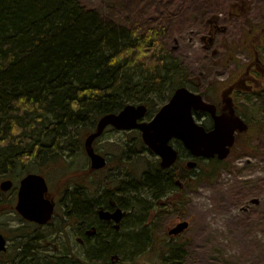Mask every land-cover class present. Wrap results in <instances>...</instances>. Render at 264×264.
I'll return each instance as SVG.
<instances>
[{
	"label": "trees",
	"instance_id": "16d2710c",
	"mask_svg": "<svg viewBox=\"0 0 264 264\" xmlns=\"http://www.w3.org/2000/svg\"><path fill=\"white\" fill-rule=\"evenodd\" d=\"M198 1L114 0L102 17L80 0H0V174L13 176L17 168L45 173L58 159L84 152L82 141L102 115L127 104H150L154 96L183 86L186 78L169 60V43ZM224 7L223 0H204L207 18ZM134 139L143 144L139 134ZM158 168L138 178L136 207L126 209L123 225L135 231L117 236L107 222L97 221L83 183H77L68 193V212L81 225L97 222L101 231L94 241L78 256L44 251L31 237L20 244L23 261L16 264H111L108 257L125 248L132 260L139 257L151 243L145 227L149 198L172 187ZM12 201L1 198L0 208L12 207ZM165 247L162 264L185 263L183 244Z\"/></svg>",
	"mask_w": 264,
	"mask_h": 264
},
{
	"label": "rangeland",
	"instance_id": "374dc122",
	"mask_svg": "<svg viewBox=\"0 0 264 264\" xmlns=\"http://www.w3.org/2000/svg\"><path fill=\"white\" fill-rule=\"evenodd\" d=\"M80 1L87 7L96 9L102 17L109 15L114 5V0ZM223 1L225 7L221 12H224L228 0ZM248 3L251 5L250 18L256 24L257 18H254V15H257L260 2L248 0ZM205 13L204 0H199L196 8H188V12L182 17L185 23L182 22V31L176 32L169 43V60L179 66L182 79L183 76L184 79L194 78L202 71L214 72L216 80L227 75V68L220 65L212 66L208 62V54L202 50L200 37L204 33L202 26L207 19ZM213 14L215 18H223L219 16L220 14ZM221 24L226 25L224 21ZM224 42L225 44L228 42L226 38ZM168 98L167 94L154 96V101L150 103L149 115H153ZM134 138H136L134 131L107 128L94 146L105 152L115 151L111 158L117 160L122 157L118 154L119 148L115 146ZM172 144L182 150L179 142L173 141ZM251 145L234 148L221 167H217V172L213 176L210 171L217 165L215 163L203 162L204 171L197 167L189 170L187 177H182V187L174 188L181 191V203H176L172 207L167 205L163 211L156 210L153 214L148 230L151 235L150 247L133 260L131 250L125 248V251L116 252L118 257L111 264H162L161 255L164 247L171 242L184 245V264H264V145L258 148ZM140 151L132 163L137 178L158 164V159L152 152L146 148ZM66 154L67 152H64V155ZM76 155L58 159L54 169L45 174L50 187L49 193L56 200V217L54 228L45 227L38 230L45 236H51L49 243L39 246L44 251L55 250L57 253L68 251L82 256L85 250V247H81L76 240L77 235L74 234L76 226L63 211L68 193L77 186V183H83L82 177L77 173L86 167L87 157L85 152ZM116 164L117 161H114L113 165ZM24 170L25 168L15 170L12 177L14 189L6 192L3 198H12L19 180L25 174L39 173L36 168ZM68 188L67 194L63 195ZM14 204L13 199L12 205ZM178 218L188 221V228L180 237L169 240L171 237L167 235V228L171 226V222H178ZM18 225L19 220L14 211H7L0 216V230L6 234L8 241L7 251L2 256L5 259L13 260L18 257L15 244L22 241L16 237L18 233L15 230ZM129 232L123 229L117 236H125ZM108 259L110 262V257Z\"/></svg>",
	"mask_w": 264,
	"mask_h": 264
},
{
	"label": "flooded vegetation",
	"instance_id": "af4514ba",
	"mask_svg": "<svg viewBox=\"0 0 264 264\" xmlns=\"http://www.w3.org/2000/svg\"><path fill=\"white\" fill-rule=\"evenodd\" d=\"M259 2L257 15H254V18H257L255 19L257 21L256 24L250 18L251 5L248 3V0H228L224 12L219 13V16L223 18L212 16L206 19L204 26H202L204 33L200 37L202 50L208 54L207 59L212 66L220 65L226 67L227 75L220 80H216L214 72L210 71L206 73L202 71L194 78H186L184 83V86L192 93L199 95L206 105L205 108L192 109V116L195 122L206 131L214 128L215 117L219 118V121L227 126L231 122L229 120L232 117H238L247 126L246 130L240 131L236 129L234 131L233 145L230 148L229 155L234 148L242 145L252 144L251 147L257 148L264 145V0H259ZM223 21L226 25L221 24ZM225 38L228 41L226 44L224 42ZM138 104H144L147 112H149L150 104L148 102ZM148 120L150 118L148 119L146 116L141 121ZM135 132L137 135L139 134L141 139V132L138 129H135ZM96 140L93 142L94 152L105 158V165L94 169L91 167L90 159L86 156V167L77 173L83 179L86 201H88V204L90 203L97 221L102 223L107 222V227L117 234L123 229H127L130 232L134 231V228L124 227L123 222L126 218V213H129L126 209L133 210L137 204V199L133 198V196L138 195L136 193L138 192V178L135 175L132 163L133 159H137L136 156L140 154L139 151L141 149L135 148L128 151V144L119 143L115 147L119 148L118 154L122 158L112 160L111 156L115 155V151L105 152L97 149L94 146ZM173 141L177 142L176 140H172L170 142L172 146ZM141 147L146 148L144 144ZM173 147L177 151V159L171 167L162 169L159 165L160 159L157 158L158 169L169 176L172 187L162 191L158 197L152 196V198H149L151 206L145 226L147 228L151 227L153 214L156 210L163 211V208H166L167 205L172 207L176 203H181V191L174 188L175 186L181 188L182 177H187L190 172V169L186 166L188 160L195 161L196 167L203 171V162L215 164L221 162L217 155L210 158L192 157L188 151H185L183 156L182 150L175 146ZM114 161H117L118 164L113 165ZM48 163L53 164L54 162L48 161ZM55 166L56 164L50 165L49 168L45 169V173L38 170L39 173L36 174L43 176L46 180L45 174L49 170L54 169L53 167ZM0 177V182L4 179L13 180V176L8 174V171L0 174ZM46 183L48 185L46 197L54 202V211L51 219L45 224L24 219L15 211L13 205L12 207L4 205L0 208V216L11 210L18 217L19 225L15 230L18 233L16 237H19L22 241L35 237V242L38 240L36 243L39 246L47 242L49 243L51 236H45L41 232H38V230L45 227L54 228L55 226L56 200L49 193L50 187L47 180ZM120 188L125 189V191H121ZM73 189L70 194L74 192ZM5 193L6 191H0V199L3 198ZM62 194L66 195L67 193L63 192ZM122 195H125V197ZM12 199H17V190H14ZM68 200L69 195L65 198L63 204L65 206L63 208L64 214L66 217L71 218L74 226H76L74 227V234L77 235V242H79L81 247H86V245L94 241L96 235L99 234L98 232L101 231V227L97 222L90 221L83 225L79 224L68 212ZM117 214L120 215L118 220L115 219ZM73 215L75 216V214ZM105 216H109V218ZM179 221H182V219L178 218ZM176 223L171 222V226L167 228V235H169L170 228ZM0 234L6 241V249L0 252V264H16V261L22 262L23 257L20 256L22 246L18 245L19 241L15 244L17 245L15 251L18 254L16 259L12 260L2 257L4 252L7 251L8 241L6 234L1 230ZM169 237H171L169 240H175L180 236ZM45 256L49 255L37 257L43 258Z\"/></svg>",
	"mask_w": 264,
	"mask_h": 264
},
{
	"label": "water",
	"instance_id": "95a60500",
	"mask_svg": "<svg viewBox=\"0 0 264 264\" xmlns=\"http://www.w3.org/2000/svg\"><path fill=\"white\" fill-rule=\"evenodd\" d=\"M201 97L185 87L175 89L170 99L164 103L149 121L139 122L146 114L144 105L127 104L119 112L101 116L93 132L84 139V150L90 159L91 167L101 168L105 158L94 152L93 141L99 137L107 126L116 130L139 129L143 143L160 158V167H170L177 159V151L170 145L171 140H178L194 157H227L234 140V131L246 130L247 126L238 117H232L228 126L215 117V126L206 131L195 123L192 109L205 108ZM194 161H188L187 167L193 168ZM12 181L7 179L0 183L1 191H8ZM48 186L43 176L27 174L18 186L15 210L24 219L45 224L54 211V202L46 197ZM103 217V216H102ZM109 218V216H105ZM119 214L115 219L118 220ZM188 221L177 223L169 231L170 235H178L188 228ZM5 250V238L0 234V251ZM117 256H112V261Z\"/></svg>",
	"mask_w": 264,
	"mask_h": 264
},
{
	"label": "bare ground",
	"instance_id": "6f19581e",
	"mask_svg": "<svg viewBox=\"0 0 264 264\" xmlns=\"http://www.w3.org/2000/svg\"><path fill=\"white\" fill-rule=\"evenodd\" d=\"M123 143L128 144L131 149H135V148L142 149L141 145L137 142L136 139H129V141H125ZM21 243H22V241L19 242L18 245Z\"/></svg>",
	"mask_w": 264,
	"mask_h": 264
}]
</instances>
